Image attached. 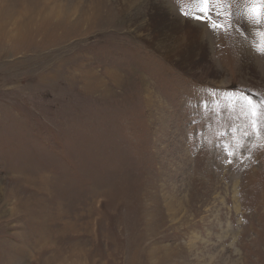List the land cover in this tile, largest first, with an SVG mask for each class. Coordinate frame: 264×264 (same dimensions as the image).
I'll use <instances>...</instances> for the list:
<instances>
[{
  "label": "rangeland",
  "instance_id": "1",
  "mask_svg": "<svg viewBox=\"0 0 264 264\" xmlns=\"http://www.w3.org/2000/svg\"><path fill=\"white\" fill-rule=\"evenodd\" d=\"M250 4L0 0V264H264Z\"/></svg>",
  "mask_w": 264,
  "mask_h": 264
},
{
  "label": "bare ground",
  "instance_id": "2",
  "mask_svg": "<svg viewBox=\"0 0 264 264\" xmlns=\"http://www.w3.org/2000/svg\"><path fill=\"white\" fill-rule=\"evenodd\" d=\"M253 0H251V2H252ZM256 3H254V5H255ZM256 6V5H255ZM255 6H252L251 4L250 5H247V9H246V12H244L245 13V17H250L251 16V13H250V8H252V7H255ZM258 6V5H257ZM243 11H244V9H243ZM239 14V13H238ZM237 14V15H238ZM251 19V18H250ZM204 22V21H203ZM175 23H177V25H176V27H175V30H179V29H181V30H183L184 31V33L182 34V36L181 37H179L177 40L180 42L179 44H178V48H175V49H190V45L192 44V41H191V38L193 37V35L191 34V31H189L188 29H190V28H188L189 27V25H188V23H182V22H179V21H177L176 20V22ZM255 23V22H254ZM252 24V23H251ZM250 25V24H249ZM203 26L205 27V25L203 24ZM252 26V25H251ZM163 27V26H162ZM191 27V26H190ZM253 27V26H252ZM249 28V30H250V32H249V36L251 35V39H250V47H252V49H257L256 47L258 46V44L260 43L261 45H262V41L264 40V38H263V35H261V32L259 31V30H257V29H254V27L253 28ZM257 27V26H256ZM255 27V28H256ZM204 29V28H203ZM166 30V29H165ZM164 30V31H165ZM194 30V29H193ZM168 32V31H167ZM182 32V31H181ZM200 33V32H199ZM173 34V33H172ZM159 35V34H158ZM157 36V35H156ZM163 36V35H162ZM170 36V35H169ZM250 38V37H249ZM160 40V39H159ZM262 40V41H261ZM162 42V41H161ZM165 42V41H164ZM163 43V42H162ZM166 44V43H165ZM181 44H183L184 46L182 47V45ZM243 46L245 47V42H243ZM261 48H262V46H261Z\"/></svg>",
  "mask_w": 264,
  "mask_h": 264
},
{
  "label": "snow or ice",
  "instance_id": "3",
  "mask_svg": "<svg viewBox=\"0 0 264 264\" xmlns=\"http://www.w3.org/2000/svg\"><path fill=\"white\" fill-rule=\"evenodd\" d=\"M200 3L203 4L204 7L200 9L201 15L196 17V18L203 21V20H205L204 14L210 15L209 8H208L210 0H200ZM253 3H256L260 6L250 8V13H251L250 18L255 20L258 23L260 19L264 18V0H253ZM212 27H213V29H215L217 27L222 29L224 27V25L212 24ZM261 35H264V32H262ZM262 50H264V45H262ZM245 99L247 100L248 105L251 106L253 109H255V102L253 101V99L251 97H247V96L245 97ZM252 115L254 117H258V112L254 110L252 112Z\"/></svg>",
  "mask_w": 264,
  "mask_h": 264
}]
</instances>
